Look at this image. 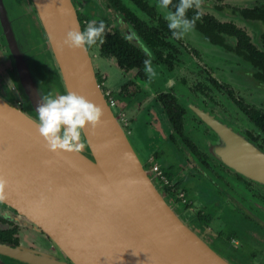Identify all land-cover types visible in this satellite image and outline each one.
<instances>
[{
  "label": "water",
  "instance_id": "1",
  "mask_svg": "<svg viewBox=\"0 0 264 264\" xmlns=\"http://www.w3.org/2000/svg\"><path fill=\"white\" fill-rule=\"evenodd\" d=\"M34 9L59 71L30 37ZM0 29L24 104L0 95V177L8 181L3 202L18 211L13 220L44 231L58 250L38 255L0 243V252L28 264H232L155 185L105 96L89 48L63 44L69 30L83 31L73 0H0ZM49 91L75 92L102 109L101 122L82 132V151H51L40 135L36 108ZM205 116L224 132L221 154L227 162L264 183V153Z\"/></svg>",
  "mask_w": 264,
  "mask_h": 264
},
{
  "label": "flooded vegetation",
  "instance_id": "2",
  "mask_svg": "<svg viewBox=\"0 0 264 264\" xmlns=\"http://www.w3.org/2000/svg\"><path fill=\"white\" fill-rule=\"evenodd\" d=\"M209 1L201 0L199 9L188 10V18L199 12L200 19L180 40L171 39L164 19L167 11H174V7L158 8L159 0H73V3L83 30L92 20H103L107 25L104 43L88 47L90 53L94 49L95 57L113 62L117 73L121 74L115 75L111 86L107 73L97 74L103 91L113 93L117 109L125 110L126 115L132 111L150 117L143 121L145 127L148 125L155 130V163L169 180V185L165 186L153 178L161 194L177 214L189 220L187 223L195 232L232 264H264V183L227 162L221 154L224 132L209 124L205 116L230 128L264 153L262 58L257 61L252 49L237 43L229 33L214 31L221 24L236 27L264 52V22L255 15L247 16L250 9L264 8V1L242 8L232 7L233 17L223 16L218 6L208 7ZM177 3L179 0H173V5ZM30 15L40 21L36 9ZM236 18L256 21L263 27L260 45L235 22ZM146 32H152V43L143 38ZM0 38L5 44L1 29ZM163 39H168L169 44L162 43ZM122 41L133 50V59L123 66L116 55ZM44 46L47 53L52 51L45 42ZM211 50L218 54H212ZM146 52L151 54L157 72L151 82L144 72L143 61L149 58ZM187 70L190 73L186 76ZM12 94L0 68V95L12 102ZM231 145L239 155L238 140L232 139ZM225 146L228 147L227 143ZM145 166L150 168L151 164ZM171 166L175 171L167 174ZM2 208L9 212L0 214L1 244L13 248L23 246L36 253L52 248L57 253L44 231L13 220L11 215L18 211H12L3 201L0 202ZM214 223L219 225L218 230ZM0 264L28 263L0 252Z\"/></svg>",
  "mask_w": 264,
  "mask_h": 264
},
{
  "label": "clouds",
  "instance_id": "3",
  "mask_svg": "<svg viewBox=\"0 0 264 264\" xmlns=\"http://www.w3.org/2000/svg\"><path fill=\"white\" fill-rule=\"evenodd\" d=\"M174 7V11H167L164 19L171 31V39L180 40L193 30L200 13L197 12L192 18H188L190 9L201 7V0H179L173 5V0H159L157 7L168 9ZM107 25L105 21L92 20L86 28L69 30L63 44L71 49H85L99 42L104 43ZM148 59L143 61L144 72L151 82L157 76L152 63L151 54L146 52ZM38 113V131L46 140L51 151L63 150L67 152H80L85 148L82 142V132L86 126L96 127L102 120V109L89 101L86 97L72 91L57 95L49 91L42 97L36 108ZM8 181L0 177V202L5 199V191Z\"/></svg>",
  "mask_w": 264,
  "mask_h": 264
},
{
  "label": "rangeland",
  "instance_id": "4",
  "mask_svg": "<svg viewBox=\"0 0 264 264\" xmlns=\"http://www.w3.org/2000/svg\"><path fill=\"white\" fill-rule=\"evenodd\" d=\"M260 0H210L208 7H215L218 6L219 7V11H221L223 13V16H229V17H233L232 13V7H238V8H242L244 6H249V5H253L256 2H259ZM264 1V0H263ZM20 5H24V3H29L31 2V0L28 1H24V0H18ZM33 11V10H30ZM30 11H29V17H30V37L32 38L33 42L39 46L40 48H42V52H44L46 61L50 64V67L52 69H55L56 71H59L58 69V65H57V61L55 59V56L53 54V51H51V49L48 50L45 48L44 46V42H45V36H44V32L42 29V24L41 22H39V20H37L35 17L30 15ZM35 13V12H34ZM235 22H237L239 25L243 26L251 35V37L253 38V40L255 41L256 44L260 45V34L263 31V27L256 21H252V20H248V21H238L237 18L235 19ZM33 27V28H32ZM38 47V48H39ZM212 54L214 53L213 51H209ZM91 53L93 55V61H94V65H95V69L96 72L99 76L104 75L105 73L108 74V85L111 86V84L113 85L115 82V75L117 74V77L121 76L120 73H117V67H115L113 62H108L107 60H105V58H102L101 56L95 57L94 56V49H91ZM97 53V52H96ZM201 66H204V63H201ZM0 68L3 71L4 76H6L7 80H8V85L9 87L12 88L14 94H12V97L14 98L12 100V104H16L22 108H24V104L22 102V97H21V93L19 91V84L18 82L15 80L14 77V68L12 66V61L9 55V51L7 49V46L2 42L1 38H0ZM188 73H190V70H187L186 73L184 75H188ZM113 95V93H112ZM10 102V101H9ZM115 111H117V108H114ZM120 111H122V113H124V119L127 118V121H123L120 119V117L122 118V116L119 114V119L121 121V123L123 124L126 132L128 133L131 142L133 143L136 151L138 152V154L140 155V157L143 159V161L145 162V164L148 165V163L151 164V157L154 156L153 153L155 154V130L152 129V127L149 128V126L147 125L144 129V119L147 121L148 119H150V117H146L145 118V113L142 114H136L135 112H128L127 115L125 114V112L119 108ZM153 112V111H152ZM155 113V110H154ZM118 114V113H117ZM126 116V117H125ZM157 146V145H156ZM143 150V151H142ZM144 151H149V156L147 155V152ZM145 155V157H144ZM147 155V156H146ZM151 155V156H150ZM154 162V161H152ZM175 170L173 169V166H171L170 168L167 169V174H171L173 173ZM188 189V186H186ZM177 211L179 212V208H177ZM186 222H189V220H187L184 216L182 217ZM215 228H220L219 225L217 223H214L213 225ZM207 240V239H206ZM208 241V240H207ZM210 243V242H209ZM55 247V246H54ZM51 249V250H50ZM40 250V249H39ZM46 250V249H44ZM48 251H52L55 252V250L52 248H49Z\"/></svg>",
  "mask_w": 264,
  "mask_h": 264
},
{
  "label": "trees",
  "instance_id": "5",
  "mask_svg": "<svg viewBox=\"0 0 264 264\" xmlns=\"http://www.w3.org/2000/svg\"><path fill=\"white\" fill-rule=\"evenodd\" d=\"M250 14L255 15L256 18H258L264 22V8H262V9H250L247 11V16H249ZM214 31H216V32L220 31L221 33H229L230 35L234 36L237 40V43L239 42V44H241L246 49H252L253 53L255 54V59H257V61L260 58H262L261 64L264 66V52L261 51L260 49H258L251 42L250 37L245 32H243L240 29H237L236 27L227 26L226 24H221L219 29L214 30ZM43 32H44V29H43ZM166 35H167V33L164 32L165 37H166ZM44 36H45V39H44L45 43L47 44L48 37L46 36V33L44 34ZM143 38L147 39L149 42L152 43L153 42L152 32H146V34H144ZM262 40H263V45H264V34L262 36ZM162 43L169 44V41H168V39H163ZM116 51H117L116 55H117L118 59L120 60L121 65L123 66L124 63L128 64L132 58L131 54H132L133 50L130 47H128L127 43L126 42L124 43L122 41L121 49L116 50ZM112 54H114V53H112Z\"/></svg>",
  "mask_w": 264,
  "mask_h": 264
},
{
  "label": "built area",
  "instance_id": "6",
  "mask_svg": "<svg viewBox=\"0 0 264 264\" xmlns=\"http://www.w3.org/2000/svg\"><path fill=\"white\" fill-rule=\"evenodd\" d=\"M105 96L109 102V104L111 105V107L113 108H117L116 106V99L114 97V95H112V92L110 90L108 91H104ZM116 113H118V117L119 114L122 116V118L120 117L121 120H124V113H122V111L117 110ZM149 171L154 175V178L156 177L158 179V181L160 183H162L163 185H169V180L167 175L165 174V172L161 169L160 165L158 163H151V166L149 168ZM182 197V196H180Z\"/></svg>",
  "mask_w": 264,
  "mask_h": 264
},
{
  "label": "crops",
  "instance_id": "7",
  "mask_svg": "<svg viewBox=\"0 0 264 264\" xmlns=\"http://www.w3.org/2000/svg\"><path fill=\"white\" fill-rule=\"evenodd\" d=\"M144 129H145V126H144ZM142 151H143V150H142ZM144 152H145V151H144ZM146 152H147V155H148V154H149V151H146ZM147 155H146V156H147ZM153 155H154V156H152V157H151V160H150L151 163H153L152 161H154V163H155V154L153 153ZM148 156H149V155H148ZM150 156H151V155H150ZM144 157H145V155H144Z\"/></svg>",
  "mask_w": 264,
  "mask_h": 264
},
{
  "label": "bare ground",
  "instance_id": "8",
  "mask_svg": "<svg viewBox=\"0 0 264 264\" xmlns=\"http://www.w3.org/2000/svg\"><path fill=\"white\" fill-rule=\"evenodd\" d=\"M38 254V253H37Z\"/></svg>",
  "mask_w": 264,
  "mask_h": 264
}]
</instances>
